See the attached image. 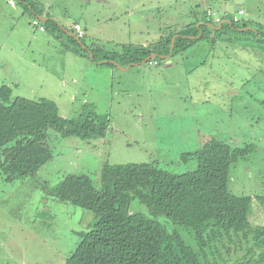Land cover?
Segmentation results:
<instances>
[{
    "label": "rangeland",
    "instance_id": "374dc122",
    "mask_svg": "<svg viewBox=\"0 0 264 264\" xmlns=\"http://www.w3.org/2000/svg\"><path fill=\"white\" fill-rule=\"evenodd\" d=\"M41 1L65 29L107 51L148 46L198 21H213L216 31L222 20L235 17L240 25L264 26V0H242L235 13L234 0ZM45 25L18 0H0V88L9 86L12 98L53 100L67 118L95 108L110 114L112 127L106 137L91 140L50 128L54 159L25 179L0 180V264H65L95 221L93 211L52 195L67 175L86 173L100 189L107 163L154 162L184 174L196 170L198 161H181L182 154L213 137L232 147L255 145L231 166L229 189L252 197L250 224L264 226V53L251 34L233 42L229 38L238 34L224 28L217 42L203 39L173 56L170 65L153 61L125 70L69 50L70 37L42 30ZM138 202L132 210L148 213ZM155 219L194 245L168 217ZM234 238L238 246L227 241L232 251L223 264H264V247Z\"/></svg>",
    "mask_w": 264,
    "mask_h": 264
},
{
    "label": "trees",
    "instance_id": "16d2710c",
    "mask_svg": "<svg viewBox=\"0 0 264 264\" xmlns=\"http://www.w3.org/2000/svg\"><path fill=\"white\" fill-rule=\"evenodd\" d=\"M18 1L26 13L46 24L43 30L56 32L57 37L67 34L74 42L67 46L69 50L90 58L92 54L93 61L113 66L164 62L203 39L217 42L218 35L226 33L224 28L239 35L236 39L229 38L233 42L251 34L264 53V26L250 28L247 22L240 25L236 17L222 20L218 33L210 27L213 21L200 24L198 21L176 27L148 46L121 45L118 51H107L93 48L85 36L65 29L45 12L41 1ZM77 25L81 29L79 23L75 29L79 30ZM154 54L156 57H152ZM88 108L75 118H67L60 114L55 101L12 98V89L3 85L0 88V180L25 179L54 159L47 142L50 128L63 137L78 136L85 140L106 137L112 127L110 114ZM255 150L253 144L232 147L213 137L204 140L198 150L182 154L181 161L192 158L198 161L196 170L184 174L172 173L154 162L107 163L102 168L100 189L86 173L67 175L52 189V195L93 211L95 221L82 234L65 264H223L224 254L232 251L229 243L238 246L234 235L264 247V226L255 227L249 221L252 197L234 194L229 189L231 166ZM134 201L147 206L148 213L133 211ZM159 215L184 228L193 237L194 245L180 231H170L156 220Z\"/></svg>",
    "mask_w": 264,
    "mask_h": 264
},
{
    "label": "water",
    "instance_id": "95a60500",
    "mask_svg": "<svg viewBox=\"0 0 264 264\" xmlns=\"http://www.w3.org/2000/svg\"><path fill=\"white\" fill-rule=\"evenodd\" d=\"M241 10H242V0H234V2L232 3V6H231V12L235 13V12H240ZM225 21H228V20H225ZM175 38L176 37L173 38L172 49L174 48ZM152 57H156V54L152 55ZM91 58H93L92 54H91ZM128 67H130V65Z\"/></svg>",
    "mask_w": 264,
    "mask_h": 264
},
{
    "label": "crops",
    "instance_id": "0c3cea01",
    "mask_svg": "<svg viewBox=\"0 0 264 264\" xmlns=\"http://www.w3.org/2000/svg\"><path fill=\"white\" fill-rule=\"evenodd\" d=\"M39 1H41V0H39ZM41 2H42V1H41ZM44 6H45V5H44ZM45 12L50 14V12H49L48 10H45ZM50 16H51V14H50ZM51 17H53V16H51ZM53 18L57 19L56 17H53ZM40 19H46V18L41 17ZM81 26H82V25H81ZM165 62H166L167 65L172 64V62L170 61V59H167V61H165ZM144 63H145V62H144ZM131 66H133V65H131ZM128 68H129V67L127 66L125 70H127Z\"/></svg>",
    "mask_w": 264,
    "mask_h": 264
},
{
    "label": "built area",
    "instance_id": "2783aa9c",
    "mask_svg": "<svg viewBox=\"0 0 264 264\" xmlns=\"http://www.w3.org/2000/svg\"><path fill=\"white\" fill-rule=\"evenodd\" d=\"M35 22L38 23L37 21H35ZM76 27H77V29H80L79 25H77ZM41 28H42V30L44 29L43 27H41Z\"/></svg>",
    "mask_w": 264,
    "mask_h": 264
},
{
    "label": "flooded vegetation",
    "instance_id": "af4514ba",
    "mask_svg": "<svg viewBox=\"0 0 264 264\" xmlns=\"http://www.w3.org/2000/svg\"><path fill=\"white\" fill-rule=\"evenodd\" d=\"M229 19V18H228Z\"/></svg>",
    "mask_w": 264,
    "mask_h": 264
}]
</instances>
